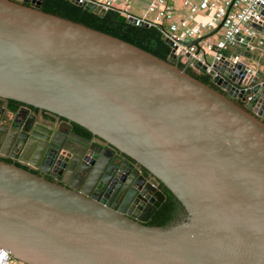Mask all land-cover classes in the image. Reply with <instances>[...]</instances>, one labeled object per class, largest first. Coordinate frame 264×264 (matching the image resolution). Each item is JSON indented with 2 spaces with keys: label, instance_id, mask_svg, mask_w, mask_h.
I'll list each match as a JSON object with an SVG mask.
<instances>
[{
  "label": "water",
  "instance_id": "95a60500",
  "mask_svg": "<svg viewBox=\"0 0 264 264\" xmlns=\"http://www.w3.org/2000/svg\"><path fill=\"white\" fill-rule=\"evenodd\" d=\"M41 2L0 0V99L61 118L39 129L27 111L0 109V247L22 264H264V25L250 23L253 50L230 54L241 61L202 64L161 59ZM189 63L210 66L217 88ZM114 149L152 179L111 171ZM157 184L184 219L144 224L164 198Z\"/></svg>",
  "mask_w": 264,
  "mask_h": 264
},
{
  "label": "built area",
  "instance_id": "2783aa9c",
  "mask_svg": "<svg viewBox=\"0 0 264 264\" xmlns=\"http://www.w3.org/2000/svg\"><path fill=\"white\" fill-rule=\"evenodd\" d=\"M75 1L79 5L94 2L104 11L115 8L125 18L133 17L135 25L146 23L147 26H155L170 41L169 51L176 59L186 55V58L190 57L202 64L204 54L212 60L223 59L230 63L241 61L243 57L238 53L230 54L237 46H247L253 50L255 46L249 39L257 36V30L250 23L264 25V18L260 14L264 0H149L137 14L128 11L130 0H122L121 4L118 0ZM218 24L214 33L197 41L199 49L196 53V46L192 42L201 34L212 31ZM186 68L199 74L190 63ZM209 68L206 66L204 69L207 75ZM12 260L0 247V264H10Z\"/></svg>",
  "mask_w": 264,
  "mask_h": 264
},
{
  "label": "trees",
  "instance_id": "16d2710c",
  "mask_svg": "<svg viewBox=\"0 0 264 264\" xmlns=\"http://www.w3.org/2000/svg\"><path fill=\"white\" fill-rule=\"evenodd\" d=\"M39 9L122 39L161 59H165L169 53V47L164 43L163 34L157 27H144L128 23L126 18L115 8L107 9L102 16H98L87 9L85 5L75 4L71 0H42ZM179 67H182V64H179ZM186 71L203 83L217 88L211 83L209 75L196 74L190 69H186ZM9 101L14 104L20 103L12 99ZM72 125L83 134L91 135L87 129L78 124L72 123ZM164 189L168 193L167 201L163 203L155 217L156 226L159 227H166L173 223L176 207H181L175 196L167 188L164 187Z\"/></svg>",
  "mask_w": 264,
  "mask_h": 264
},
{
  "label": "flooded vegetation",
  "instance_id": "af4514ba",
  "mask_svg": "<svg viewBox=\"0 0 264 264\" xmlns=\"http://www.w3.org/2000/svg\"><path fill=\"white\" fill-rule=\"evenodd\" d=\"M21 108V111L19 114H24L27 111V114L30 115L29 119L34 116L35 117V122H37V124L35 125L36 128L39 129H49L50 127H54L56 125V123L61 120V118H58L50 113H46L42 110H39V108H35L33 106H28L26 104L23 103H11L9 100L7 101H3L2 99H0V109H3L4 114L7 117H11L13 116L16 111ZM18 118H22V115H19ZM17 118V119H18ZM71 130L86 137V138H91V135H85L82 132L78 131L75 129V127L73 125H71ZM109 151L105 150V156H104V161L105 159H108L109 157ZM9 160V159H7ZM17 165H21L18 161H16ZM109 168L111 171L114 170H118L121 169L122 171H124V169H128L127 167H130V174H134L137 173L144 178L145 180H149L152 179V175L150 174L149 171H147L144 167L140 166L138 163H136L135 161H133L131 158H129L127 155L120 153L119 151H117L116 149H114V153L113 156L111 157L110 162L108 163ZM23 167H26L25 165H22ZM33 171V170H32ZM130 180V178H128ZM126 182V184L124 183ZM125 188L129 187L128 191L130 193H133V191H135L136 185L134 186L132 183H130L128 185L127 181H123L122 184ZM156 188L159 189L163 194H164V198L161 201V203L159 204V206L156 208V210L154 211V213L149 217V219L144 222V224L146 225H156V213L157 211H159V209H161L163 203H165L167 201V197H168V193L167 191H165L164 187L161 184H157ZM181 205V204H179ZM176 211H175V216L174 219L176 220H180V219H184L185 218V210L184 208L181 206H177L176 207Z\"/></svg>",
  "mask_w": 264,
  "mask_h": 264
},
{
  "label": "crops",
  "instance_id": "0c3cea01",
  "mask_svg": "<svg viewBox=\"0 0 264 264\" xmlns=\"http://www.w3.org/2000/svg\"><path fill=\"white\" fill-rule=\"evenodd\" d=\"M149 0H130V3H129V5H128V11L131 13L132 11H135V12H137V13H139V11H141L143 8H144V6H145V4L148 2ZM118 3H122V0H118ZM135 9H139L138 11L137 10H135ZM136 13V14H137ZM209 33V32H208ZM208 33H203V34H201L199 37H203V36H205V35H207ZM210 36V35H209ZM199 37H197V38H199ZM211 38H213V36L211 37ZM9 161V160H8ZM34 171V170H33ZM10 264H19L18 263V261H15V260H12L11 262H10Z\"/></svg>",
  "mask_w": 264,
  "mask_h": 264
},
{
  "label": "rangeland",
  "instance_id": "374dc122",
  "mask_svg": "<svg viewBox=\"0 0 264 264\" xmlns=\"http://www.w3.org/2000/svg\"><path fill=\"white\" fill-rule=\"evenodd\" d=\"M135 10L138 11L139 9H135ZM139 12H140V11H139ZM136 13H137V12H135V11H132V12H131V14H136ZM177 221H178V220L174 221L173 223H175V222H177ZM173 223H171V224H173Z\"/></svg>",
  "mask_w": 264,
  "mask_h": 264
}]
</instances>
